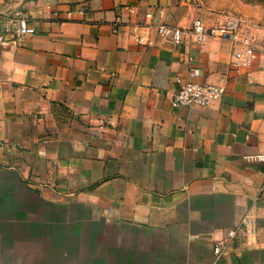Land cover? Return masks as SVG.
I'll use <instances>...</instances> for the list:
<instances>
[{"label":"crops","instance_id":"crops-1","mask_svg":"<svg viewBox=\"0 0 264 264\" xmlns=\"http://www.w3.org/2000/svg\"><path fill=\"white\" fill-rule=\"evenodd\" d=\"M198 1L0 0V264H212L243 220L221 264H264V57L132 32ZM190 67L220 101L171 104Z\"/></svg>","mask_w":264,"mask_h":264},{"label":"built area","instance_id":"built-area-1","mask_svg":"<svg viewBox=\"0 0 264 264\" xmlns=\"http://www.w3.org/2000/svg\"><path fill=\"white\" fill-rule=\"evenodd\" d=\"M194 6L200 8L198 0H194ZM152 19V15L147 14ZM11 25L16 38L30 36L34 31L29 26L23 24L17 17L6 19ZM241 20L232 14L223 15L220 21L212 27H206L203 21L195 17L188 28H176L164 24H155L153 26L143 25L142 27H133L132 32L138 43H150L149 38H145L144 29L153 27L157 37L162 38L165 42L174 46H184L185 43L201 46L208 38L214 37L220 40L229 41L234 48L230 65L235 73L250 66L257 53L264 57V39L255 40L253 37L240 36L238 30ZM116 32V30H114ZM190 63L191 57L187 58ZM199 71L190 67L186 73L184 81H178V88L173 93L171 104L174 107H198L206 108L213 103L220 101L224 89L220 85L204 84L199 82ZM248 222L243 220L236 229H231L226 234V239L214 241L212 245V264H221L231 241L235 238L237 230L240 228L247 229Z\"/></svg>","mask_w":264,"mask_h":264},{"label":"rangeland","instance_id":"rangeland-1","mask_svg":"<svg viewBox=\"0 0 264 264\" xmlns=\"http://www.w3.org/2000/svg\"><path fill=\"white\" fill-rule=\"evenodd\" d=\"M215 20L227 14L241 20L238 35L264 39V0H207ZM220 16V17H217Z\"/></svg>","mask_w":264,"mask_h":264}]
</instances>
